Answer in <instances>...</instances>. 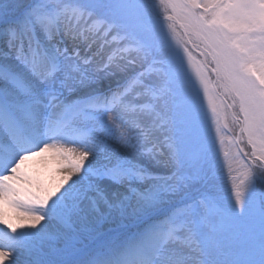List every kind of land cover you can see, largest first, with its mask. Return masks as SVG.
Here are the masks:
<instances>
[{"label":"snow or ice","instance_id":"snow-or-ice-1","mask_svg":"<svg viewBox=\"0 0 264 264\" xmlns=\"http://www.w3.org/2000/svg\"><path fill=\"white\" fill-rule=\"evenodd\" d=\"M0 264H264V0H0Z\"/></svg>","mask_w":264,"mask_h":264},{"label":"rangeland","instance_id":"rangeland-1","mask_svg":"<svg viewBox=\"0 0 264 264\" xmlns=\"http://www.w3.org/2000/svg\"><path fill=\"white\" fill-rule=\"evenodd\" d=\"M226 149L228 148L227 142L225 145ZM165 157H161V163L160 164H155L153 163L151 165V171L155 174L158 173L159 175H168L169 174V169L165 166L163 163V160ZM28 168H39L40 165L37 164L36 162H28L27 165ZM45 178L52 179L54 180L56 178L55 174H48L45 173ZM230 193H231V188H230V181L228 178V173L226 168H224L222 165L218 166L216 171H215V176L213 179V184H212V194L217 196L218 198L227 201L230 198ZM131 224H128L124 226L122 229L120 228L121 226L117 224H106L104 226V232L107 233L108 235L115 236L118 234V232L123 230H129L128 232H134L136 229L130 227ZM46 228L48 229V234L46 237L38 242V246L40 250L45 253V254H52L54 250L60 251L65 248V241L61 237V226L58 225L56 222H48L46 224ZM113 230V231H110Z\"/></svg>","mask_w":264,"mask_h":264},{"label":"bare ground","instance_id":"bare-ground-1","mask_svg":"<svg viewBox=\"0 0 264 264\" xmlns=\"http://www.w3.org/2000/svg\"><path fill=\"white\" fill-rule=\"evenodd\" d=\"M68 46L71 48L72 43L71 41H68ZM81 49V55H87L89 57H92V67L96 68L99 66H102L104 62H106L108 55H110V50L108 48L101 49L99 45H94L91 49V51H86L85 45H80ZM123 74H116V75H110V76H102L101 79H99L94 87L101 91H107L109 88H115L119 82H122ZM158 174V173H155Z\"/></svg>","mask_w":264,"mask_h":264}]
</instances>
